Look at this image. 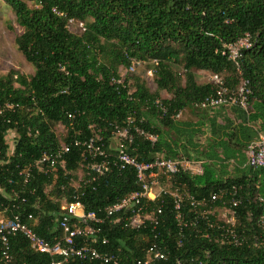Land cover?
<instances>
[{"label":"trees","instance_id":"trees-1","mask_svg":"<svg viewBox=\"0 0 264 264\" xmlns=\"http://www.w3.org/2000/svg\"><path fill=\"white\" fill-rule=\"evenodd\" d=\"M3 1L11 6L22 29L15 39L17 48L34 71L26 76L11 70L0 77V211L18 214L50 242L61 235L57 226L61 198L72 202L76 195L86 211L102 214L106 206L138 189L134 171L110 166L93 179L85 169L86 151L73 141L95 134L112 155L114 132L127 128L132 135L127 150L139 161H150L156 155L190 159L192 151L204 157L200 175L180 172L173 180L184 183L195 196L241 185L245 195L238 228L246 235L259 232L247 213L264 215V203L255 204L249 198L255 190L264 197V167L245 166L234 176L222 178L215 164L230 158L244 163L242 150L258 132L264 134V0ZM70 19L82 22L84 29L70 31ZM245 33L255 43L243 52L237 70L221 53L222 43ZM133 61L152 62L157 91H149L138 76H121L120 67L128 68ZM172 64L182 68V76ZM195 73L220 74L230 90L248 80L251 93L242 123L231 127L228 119L220 125L215 118L205 117L199 127H193L177 119V114L193 111L197 101L214 92L212 84L198 82ZM162 91L169 98L161 97ZM204 111L198 109L197 113L202 117ZM205 122L216 138L201 147L193 139L204 133ZM55 124L66 130L61 140L52 130ZM134 127L156 134V141L136 134ZM10 131L14 133L11 145L7 142ZM236 135L248 143L235 149L217 140L224 136L229 141ZM61 143L70 146L64 167L57 165L51 172L35 166L44 153L55 151ZM26 167H30V175L24 182L22 170ZM80 168L83 174L74 187L72 181ZM162 199L157 232L167 258L153 264H176L177 259L190 257L202 264H264V238L258 247L250 243L220 246L188 227L186 239L178 246L173 203L166 194ZM101 236L108 243L98 248L119 252L125 259L141 258L153 241L149 230L118 224L103 225ZM9 243L12 264H50L52 258L31 250L22 235H11ZM67 264L105 263L73 258Z\"/></svg>","mask_w":264,"mask_h":264},{"label":"built area","instance_id":"built-area-1","mask_svg":"<svg viewBox=\"0 0 264 264\" xmlns=\"http://www.w3.org/2000/svg\"><path fill=\"white\" fill-rule=\"evenodd\" d=\"M76 23L80 30L83 23L70 19L69 24ZM255 43L250 33H245L233 42L222 43L221 53L227 57L239 70L243 52ZM138 62V61H137ZM136 61L128 67L132 70ZM207 82L212 84L214 92L197 101V109L213 112L220 107L239 106L247 110V98L251 93L248 80H241L235 90H230L220 74H208ZM179 114H177L178 116ZM176 116V117H177ZM135 133L144 139L155 142L157 135L146 132L140 127L133 128ZM114 152L107 153L97 135L92 134L84 140L74 139L75 146L83 147L89 157L85 161V169L93 174L102 175L114 166L119 170L130 168L134 171L138 189L121 197L103 209L102 214L86 211L84 205L76 195L75 201L62 202L57 213V226L61 235L50 242L36 234L18 214H8L6 209L0 211V244L1 264H12L13 255L9 237L20 234L28 242L29 248L35 252L47 254L52 259L50 264H67L70 259L96 260L105 264H153L158 260H166L167 252L162 241L158 240L157 227L162 222L164 194L168 195L174 206V219L177 226V245L186 239L185 230L188 227L204 238L212 239L220 246H240L250 243L258 247L264 238V215L247 213V218L254 222L259 232L254 231L246 235L238 228V215L243 202L241 185L231 184L220 187L208 196L197 197L190 193L184 183L173 181L180 172L191 175L202 173L197 163L187 158H170L156 155L150 161H139L127 150V143L132 141V135L127 128L117 129L113 134ZM70 146L61 143L51 153H44L35 162L40 170L54 171L56 166L64 167L65 155ZM246 163L253 169L264 167V134L259 133L245 149ZM48 167V168H45ZM23 180L26 182L30 175V167L22 170ZM257 188V186H256ZM255 204L264 203V197L258 190L250 196ZM186 204V208L184 207ZM32 219V215H28ZM105 224L120 225L132 230H149L153 241L144 248V255L137 259H125L119 252L98 248L107 245L108 238L101 236L102 226ZM176 264H202V260L190 257L188 260L177 259Z\"/></svg>","mask_w":264,"mask_h":264},{"label":"rangeland","instance_id":"rangeland-1","mask_svg":"<svg viewBox=\"0 0 264 264\" xmlns=\"http://www.w3.org/2000/svg\"><path fill=\"white\" fill-rule=\"evenodd\" d=\"M70 31L79 32V27L76 23L68 25ZM21 27L16 22L15 14L10 5L5 1L0 0V77L6 75L11 70H17L19 73H22L26 76L33 74L32 65L24 58L22 53L18 50L15 39L18 34L21 32ZM172 69L179 75H183L182 68L179 65L172 64ZM120 74L124 78L126 76H138L146 85L149 91H157V86L154 81L153 65L152 62L141 61L135 63L132 70L128 68L120 67ZM197 81L200 83L207 82V75L196 74ZM130 82V81H129ZM162 97H168L167 93L162 91L160 92ZM198 109H193L185 113V116H190V114H196ZM190 113V114H188ZM188 114V115H187ZM184 115L181 117H185ZM187 119H190L187 117ZM52 130L56 133L58 138L61 140L66 133L65 128L61 124H55L52 126ZM14 137L13 132H9L7 135V142L11 145ZM114 144L112 139V145ZM186 158V156H183ZM191 157V155H190ZM192 157H195L193 155ZM180 158V157H178ZM192 159V158H190ZM189 159V160H190ZM83 170L80 168L75 174V178L72 181V185L77 187L79 181L82 177ZM262 195V194H261ZM263 196V195H262ZM64 201L63 198L60 199V203Z\"/></svg>","mask_w":264,"mask_h":264},{"label":"crops","instance_id":"crops-1","mask_svg":"<svg viewBox=\"0 0 264 264\" xmlns=\"http://www.w3.org/2000/svg\"><path fill=\"white\" fill-rule=\"evenodd\" d=\"M167 95H168V97H163V98H169L168 93H167ZM161 97H162V95H161ZM242 111H243V109H241L237 106H228V107L226 106V107H221L219 109H216L213 112L204 111V112H202V117H200L201 116L200 113H196V114L188 113V114H190V116H185V113L189 112V110H184L181 113H179V115L177 116V119L181 122H187V123L190 122L193 127H199L200 123L202 121H204L205 117H207L209 119L215 118L217 124H220V125H223L225 119H228L231 127H237L240 123H242L244 116H245ZM204 113H205V115L203 116ZM181 114H182V116L184 115L185 117L182 118ZM187 117H189L190 119H187ZM201 129L204 131V133L203 134H197L194 137L193 142L197 143L201 147H203V146L207 147L209 140L211 138H216V137H213L210 135L208 127L206 125V122L204 123V126L201 127ZM259 133H261V132H258L257 136ZM257 136H255L253 139H255ZM217 140L218 141L219 140L226 141L228 143V145H231L235 149H237L241 145H246L248 143L241 135H236L235 137L232 136L229 141L224 136L217 138ZM216 153L219 155V149H216ZM242 153L244 155V163H241L240 161H237L233 158H230L228 161H224V162H220V161L216 162L215 168L217 169L218 173H221V172L223 173L222 178L232 177L235 174H237L241 169L245 168V166L246 167L248 166L246 163L245 148L242 150ZM191 155L192 156L195 155V157H192V159H190V160L193 161L194 163H197L202 170L203 163H204V157L200 156V154H196L193 151H192ZM179 157L183 158V155H179ZM198 175H200V174H198Z\"/></svg>","mask_w":264,"mask_h":264}]
</instances>
